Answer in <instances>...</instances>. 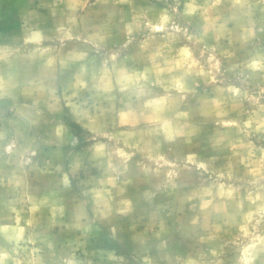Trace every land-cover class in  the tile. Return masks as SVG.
Listing matches in <instances>:
<instances>
[{"label": "rangeland", "instance_id": "rangeland-1", "mask_svg": "<svg viewBox=\"0 0 264 264\" xmlns=\"http://www.w3.org/2000/svg\"><path fill=\"white\" fill-rule=\"evenodd\" d=\"M36 57L74 86L55 113L0 98V264H264V0H0L6 85ZM54 117L76 155L58 190L35 172ZM99 141L117 172L89 184ZM87 197L118 207L83 223Z\"/></svg>", "mask_w": 264, "mask_h": 264}, {"label": "crops", "instance_id": "crops-1", "mask_svg": "<svg viewBox=\"0 0 264 264\" xmlns=\"http://www.w3.org/2000/svg\"><path fill=\"white\" fill-rule=\"evenodd\" d=\"M89 11H90L89 9L83 10V12L79 14L80 21H82L84 25H88V23H90L91 16L96 17V15H91ZM98 17L100 16L98 15ZM94 20L96 19L94 18ZM96 21L97 23L93 22V25L92 26L90 25L87 31H94L95 29L100 31L103 28H107V26L112 24V23L110 24L109 22L107 23L106 21H105L106 23H102L101 22L102 20H98V19ZM27 33L28 34L24 35L26 39L23 41L24 43L29 42L28 46L35 47L36 45H39L40 47H45L47 45L45 44L43 46L44 44L43 42L45 40L43 38L45 37V34H43L44 33L43 28L34 27L28 30ZM40 33H41V37L40 39H38V36L40 35ZM21 55H23V57L18 55L19 57L18 59L23 60V62L26 64H27V60H34L33 57H29L30 55L26 56L25 51ZM29 58H32V59H29ZM35 60L36 61H31L32 63H35V67H34L32 75H30L29 73H25V74H22V72L18 73L15 77L17 84H14L13 87L11 86L12 84L8 86L6 85V80H8L7 74H5L4 69L0 70V98H4L5 96L11 95L10 93L14 91V93H16L17 96H20V95L21 96H31L34 99V102H38L42 104L44 107L40 108L41 111L47 110L49 112L55 113L58 110L57 93H59V91L61 93H67L68 90L73 91L72 86H74V82L72 81V79H69L68 77H64V78L59 77V74L57 72V67H56L57 65L56 57L53 59L54 63L52 62L51 58H49V62L41 61L37 57L35 58ZM47 63L49 64V67H46ZM39 65H41V68L39 67ZM42 65H44V67ZM28 83L30 84L28 85ZM68 86H71V88H68ZM11 88L12 90L8 91V89H11ZM26 103L28 102H26L25 100H20L19 102H17V105H19L18 108L19 109L26 108L27 106ZM48 128H49V132L47 131V135L40 136L39 141H37V145L35 147L36 152H38V156L35 159L36 160L35 165L37 169V171L35 172H36V176L40 177L41 175H43L42 174L43 171H40L39 167L42 166L41 169L46 167V170L49 171L48 173L49 179H48V184H47L49 186L48 188H50L53 185V187H51V190H58V188L60 187V184H65L66 180H68L69 173L74 171L73 169L74 167L71 163H68L67 165H65L62 162L65 161V159L70 160V158L74 154L73 153L71 154V151H70L71 149L68 145L70 142V137H69L68 129H67L68 125L65 123H62V124L59 123L54 117V122L51 123L50 126H48ZM57 132H59V135H56ZM85 150L86 152L84 153L85 154L84 157L86 159L83 157L81 168L82 169L83 168L85 169L86 168H97L98 169L97 175L92 176V174H88L89 178L87 182H89V184L92 183L91 181H93L95 184H100L101 181L104 180L105 177L110 176V173L106 171V168L107 170H112V171L117 172V170L115 169V165L114 166L112 164L109 165L110 164L109 157H112L113 154L112 152L108 151V146L105 141L103 142L99 141L91 145H88L87 147H85ZM74 162L75 160H72V163ZM77 162H78V159H76V163ZM118 174H124V172H118ZM102 186L103 188H101L100 190L102 192H107L108 190L107 186H104V185ZM95 187L97 188L99 187V185ZM94 189L95 188L93 189L91 188L88 190V192ZM104 203H103V200H101L100 203L95 204L92 202V200H90L87 197L82 200H79L77 203L72 202V205L68 206V208L70 207L72 208L69 211L70 213L72 212L74 213V209L79 208L82 211V213L84 212V215L82 217L83 223L84 222L90 223L92 219L90 218L91 214H89V211L93 213L94 208H98L101 214L102 209H106L107 207L108 208L118 207V203L114 200L112 201L106 200V202ZM65 206L66 205H64V208ZM73 216L74 214L73 215L71 214L68 217L69 222L71 220H74ZM97 218H98V215H97Z\"/></svg>", "mask_w": 264, "mask_h": 264}]
</instances>
